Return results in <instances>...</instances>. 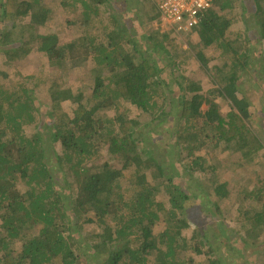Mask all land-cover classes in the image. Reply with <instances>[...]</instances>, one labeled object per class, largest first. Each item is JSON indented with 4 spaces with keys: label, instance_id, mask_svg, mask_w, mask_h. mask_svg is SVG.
<instances>
[{
    "label": "trees",
    "instance_id": "obj_1",
    "mask_svg": "<svg viewBox=\"0 0 264 264\" xmlns=\"http://www.w3.org/2000/svg\"><path fill=\"white\" fill-rule=\"evenodd\" d=\"M58 1L56 8L46 0L1 2L0 59L12 64L24 61L34 52L45 53L48 66L44 82L48 84L51 101L47 116L53 117L54 126L45 127L39 120L41 111L34 96V82L32 85L29 82L31 76L11 87L0 81V264H149V260L150 264H193L191 252L204 253L202 246L211 245V240L204 228L193 233L191 242L184 233L190 223L179 216V211L184 210L190 193L176 184L171 174L174 170L179 176L181 170L171 163L168 174L165 163L154 155L153 147L146 148L139 118L125 112H116L114 116L108 113L118 111L122 99L149 114L155 126L162 125L168 114L164 110L156 113L159 103L153 95L166 83L160 78L162 69L146 49L136 45L125 48L123 43L130 41V33L126 35L129 26L118 13L127 9H118L107 16L113 28L107 29L106 45H99L87 34L60 43L66 29L63 11L80 2L88 21L92 11L98 12V5L110 0ZM254 1L259 33L264 39V0ZM150 4L153 11L148 18L158 24L147 37L154 49L161 50L165 48L164 41L176 34L170 29L162 30L156 0ZM219 4L220 0H214V6L195 27L202 42L196 56L215 82L218 94L231 100L232 107L223 115L195 79H187L185 86L179 81L178 118L192 122V129H176L177 144L190 147L187 156H194L188 167L211 171L213 176L224 164L195 157L196 143L202 141L200 129L209 127L217 142L224 141L227 149L241 154L242 165H252L264 154L261 135L247 122L251 117L250 102L236 95L251 56L235 52L231 43L224 44L230 22L215 8L217 5L223 9L229 4ZM214 45L222 48L228 59L210 67L203 49ZM91 53L96 60L92 99L84 98V93L75 90L62 73L70 65L67 57L76 66ZM56 71L61 74L52 77ZM0 73L7 75L4 71ZM67 101L76 104L73 116L64 107ZM204 103L208 108L202 111ZM199 119L203 121L197 126ZM27 124L33 125L32 132L26 131ZM48 141L61 143V153L48 150ZM48 151H55L59 166L67 175L71 174L73 180L67 181L70 194L56 186ZM103 153L108 155L104 164L90 171L84 162L94 156L102 159ZM117 159L122 165L112 168L111 162ZM163 178L168 183L171 208L157 199ZM122 180L135 189L129 199L121 191ZM226 189L227 183L222 182L214 191L225 197ZM262 191L261 187L252 190L242 186L236 203L244 215L240 229L251 234L264 224V203L253 214L247 205L261 200ZM216 210L221 213L220 208ZM209 215L217 219L216 214ZM161 220L165 227L155 233L154 228ZM85 224L95 226L90 232L81 231ZM79 235H84L86 247L77 252L73 245L80 243ZM16 242L22 243L20 249L14 247Z\"/></svg>",
    "mask_w": 264,
    "mask_h": 264
},
{
    "label": "rangeland",
    "instance_id": "obj_2",
    "mask_svg": "<svg viewBox=\"0 0 264 264\" xmlns=\"http://www.w3.org/2000/svg\"><path fill=\"white\" fill-rule=\"evenodd\" d=\"M2 1L0 0V7ZM46 1L51 2L54 8L59 2L58 0ZM151 1L153 2V0H110L105 4L98 5V12L92 11L88 21L84 18L83 6L77 2L73 7L63 11L62 20L66 29L60 43H68L81 34H87L93 37L99 45H106L108 43L107 32L113 28L107 16L110 13H117L118 9L121 11L127 9V12L118 13V16L129 26L126 35L128 36L130 33V41H125L123 44L128 49L136 45L146 49V53H152L154 60L162 69L160 78L166 82H163L153 94L159 103L155 111L159 113L164 110L168 115L162 125L155 126V121L149 114L139 110L130 102L120 99L118 111L108 112L109 116H114L116 112H125L128 116L139 118L141 121L139 130L142 136L146 138V148L153 147L154 155L165 163L168 174H170V170L167 168L171 166V163L173 166L177 165L181 170L179 176L173 173L174 170L171 174L174 182L190 193V198L184 202V210L179 211V216L187 218L190 223V227L186 228L184 233L190 239L193 233L204 228L210 234L211 240V245L202 246L204 253L191 252L193 264H264V224L262 228L255 229L253 234L246 229L241 230L244 215L239 212L238 206H236V203L239 202L242 186L252 190L260 187L264 189V154L254 164L242 165L241 154L227 149L224 141L217 142L216 138L212 136L214 132L206 127L200 129L202 141L196 143L195 157H207L208 163L215 164L218 162L224 164V167L220 171L216 169L217 173H214V176L211 171L193 170L188 167L194 156H187L190 147L178 145L176 139V129H180V131L192 129L190 128L192 122L178 118V115L181 114L180 97H178L181 94L179 81L185 86L187 79H195L202 86V91L213 98L223 115H226L231 109L232 101L218 94L215 82L201 66L196 56V53L202 48L197 30L180 36L172 34L169 39L164 41L163 46L165 48L161 50L153 48V43L149 41L147 36L152 28L157 27L158 22L148 18L150 12L153 11ZM225 3H228L229 6L220 9V6L216 5L215 8L230 22L223 39L224 44L226 42L231 43L235 52L238 51L242 55L248 53L251 56L250 64L242 72L236 95L237 98L246 97L250 102L251 117L247 122L256 134L261 135L264 141V39L260 36V28L255 17V1L220 0L219 5L224 6ZM58 20L61 21V19ZM161 25L166 30L169 29H167L168 25L166 26L164 23ZM1 27L3 29L5 23L1 24ZM203 51L209 59L210 67L221 65L228 59L222 54L223 50L218 45L205 48ZM228 51L232 56H235L230 48ZM66 60L67 64L70 65L62 70L65 79L75 90L80 89L84 93V98L92 99L96 69V60L92 53L85 57L80 65L74 66L71 58L68 59L67 57ZM173 62L175 65H171L174 64ZM47 66L48 59L45 53L40 51L32 53L24 61L17 63L7 64L3 59H0V71L7 73L6 76L0 73V81L7 87H11L13 84L23 83L25 78H28L27 76H31L29 82L31 85L34 82L33 86L36 92L34 96L41 111L39 120L45 127L51 128L54 126V120L53 117L48 118L47 116L51 101L47 91L48 84L44 82L47 77ZM58 74L56 71L52 77H56ZM64 107L73 116L76 104L67 101L64 102ZM207 108V103L201 107L202 111L207 110ZM202 121V119L197 120L196 125L200 126ZM25 129L27 132H32L33 125L27 124ZM62 148L61 143L48 141V150L55 149L61 153ZM55 151L48 152L50 168L56 176V186L60 190L65 189L70 194V186L67 181L69 182L72 176L71 174L67 175V171L59 166ZM95 158L97 156L84 162V164L88 163L86 165L90 167V171L95 170L94 168L98 165L104 164L108 155L103 153L102 159ZM121 165L122 161L117 159L111 162L110 166L118 168ZM150 180L153 182L151 175ZM222 182L227 183L228 196L225 197L216 194L214 191L217 184ZM160 185L161 191L157 193V199L164 202L167 208H171L170 195L167 190L168 183L163 178ZM76 186L74 184V187ZM129 187L127 181H121V191L127 199L136 193L135 189ZM262 196L261 200L247 205L251 214L255 210H261L264 203L263 191ZM216 208H220V214H217ZM209 214H216L217 219ZM94 226L93 224H85L81 231L90 232ZM164 227L165 222L161 220L156 224L154 232L157 233ZM77 239L80 243L73 245V247L79 252L81 247H86V244L82 240L84 235L77 236ZM139 243L140 241H138V245ZM21 244V242H16L14 247L20 249ZM212 260L216 263H213ZM150 262L151 260H149V264Z\"/></svg>",
    "mask_w": 264,
    "mask_h": 264
},
{
    "label": "built area",
    "instance_id": "obj_3",
    "mask_svg": "<svg viewBox=\"0 0 264 264\" xmlns=\"http://www.w3.org/2000/svg\"><path fill=\"white\" fill-rule=\"evenodd\" d=\"M161 23L176 35L188 34L195 30L206 11L214 6V0H156Z\"/></svg>",
    "mask_w": 264,
    "mask_h": 264
}]
</instances>
